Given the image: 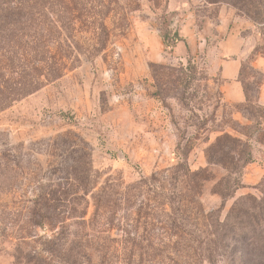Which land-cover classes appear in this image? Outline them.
<instances>
[{"label": "rangeland", "instance_id": "rangeland-1", "mask_svg": "<svg viewBox=\"0 0 264 264\" xmlns=\"http://www.w3.org/2000/svg\"><path fill=\"white\" fill-rule=\"evenodd\" d=\"M21 1L0 22V264H264V23L206 0ZM224 6L242 102L221 100Z\"/></svg>", "mask_w": 264, "mask_h": 264}, {"label": "crops", "instance_id": "crops-1", "mask_svg": "<svg viewBox=\"0 0 264 264\" xmlns=\"http://www.w3.org/2000/svg\"><path fill=\"white\" fill-rule=\"evenodd\" d=\"M218 19L219 22L216 25L218 31L227 32L230 30L212 49L220 56L216 72L222 80V84L220 85L221 100L233 103L242 102L245 99V93L239 76L243 60L242 56L244 54L242 49L244 40L239 37L238 33L234 32L235 29L232 27L233 25L236 26L238 21H240V16H237L233 10L224 6L219 10ZM183 38L184 40L177 42L173 49V52L178 55H182L183 51L186 53L188 48H195V37L185 34ZM209 69H212L211 64L209 65Z\"/></svg>", "mask_w": 264, "mask_h": 264}, {"label": "trees", "instance_id": "trees-1", "mask_svg": "<svg viewBox=\"0 0 264 264\" xmlns=\"http://www.w3.org/2000/svg\"><path fill=\"white\" fill-rule=\"evenodd\" d=\"M206 1L212 2V3L229 4L235 7L238 11H240L243 15L248 17L254 23L256 24L264 23V0H206ZM32 6L33 4L31 3V1L0 0V22H2V20L6 21L8 19L20 17V15H23L22 12H25L24 14H27L26 12H28V14L32 13L34 11V8H33L34 6L33 7ZM178 40H180V38L175 37V41H178ZM23 46H25V44H23ZM22 55H25V54L21 53L19 56H17V59L20 60V58H22ZM156 69H157V72L154 73L155 80L159 78L158 77L159 75L161 74L165 75L166 74L165 71L168 69V67L165 65H159ZM85 172H88V169L85 170ZM62 193L63 195L66 194L65 192H62ZM49 195H50L49 198H52V199L55 198V196H53L52 193H50ZM72 240H73L72 243L77 240L80 243V240L78 238L74 237L72 238ZM257 240H259V238H256V241Z\"/></svg>", "mask_w": 264, "mask_h": 264}]
</instances>
